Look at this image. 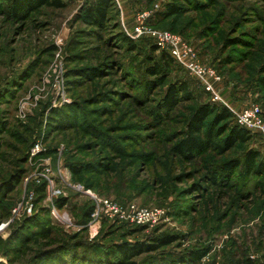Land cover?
I'll use <instances>...</instances> for the list:
<instances>
[{"label":"rangeland","instance_id":"1","mask_svg":"<svg viewBox=\"0 0 264 264\" xmlns=\"http://www.w3.org/2000/svg\"><path fill=\"white\" fill-rule=\"evenodd\" d=\"M88 1L15 16L0 0V264H123L104 251L128 242L137 252L164 236L173 242L132 262L264 264V177L234 168L221 174L247 147L264 158L262 136L253 132L225 152H175L190 113L210 95L176 61L167 81L186 80L196 100L166 110V86L144 90L131 81L144 75L148 55H161L148 32L137 36V18L147 11L149 28L180 35L222 76L219 105L235 116L256 104L264 114V0H114L103 28L79 20ZM168 4L179 12L169 13ZM120 31L137 51L118 41ZM63 108L66 123L52 122ZM105 200L163 214L155 224H134ZM35 217L51 235L39 233ZM53 249L59 255L47 260ZM192 250L207 253L192 262Z\"/></svg>","mask_w":264,"mask_h":264},{"label":"trees","instance_id":"2","mask_svg":"<svg viewBox=\"0 0 264 264\" xmlns=\"http://www.w3.org/2000/svg\"><path fill=\"white\" fill-rule=\"evenodd\" d=\"M15 16H23L28 12L35 11L41 7L48 6L52 8H63L66 6L65 0H4ZM114 0H89L79 13V20L89 27L103 28L111 17V10L114 6ZM168 12L172 15L179 12V7L176 4H168ZM118 41L128 51H137L138 44L125 32L120 31L117 33ZM158 51V46H156ZM160 49V48H159ZM159 61L154 57L147 56L144 63V75H133L131 81L136 85L143 86L144 90L165 87V94L163 97V104L165 109H173L177 106L178 101L183 99L192 100L197 99V94L191 90L189 82L186 80L167 81L171 68L172 61L175 59L166 50L162 49ZM85 72V71H84ZM87 72L86 74H90ZM143 90V91H144ZM51 120L59 121V125L66 123L65 116L66 110L55 109ZM68 114V113H67ZM56 115V116H54ZM264 115V114H263ZM158 117L159 114H156ZM58 117V118H57ZM185 130L181 138L172 146L175 152L180 154H192L196 152H203L212 147L218 146L221 151L225 152L228 149L234 148L237 144H244L252 140L253 132L243 126H240L236 120L232 110L225 105H219V102L208 101L201 102L195 106L190 113L189 118L186 120ZM244 155L226 162L221 167V174L228 172L230 169H241L240 171L248 175H260L264 177V158L261 157V152L255 147H247ZM210 176L216 179L218 175L216 168H210ZM75 173H80V169L76 166L73 167ZM258 184L260 190L264 192V180ZM91 210L88 211V216ZM37 226L40 225V234L49 236L52 234L50 227L42 225L39 217L32 219ZM133 225V224H132ZM157 243L138 245L136 246L137 252L131 248L128 242L114 243L113 249L104 251L105 257L113 259L114 257L121 256L120 262L123 264H135L131 258L140 254L141 252H151L158 248L172 243L173 239L169 236L156 239ZM58 249V248H57ZM60 249V248H59ZM55 250V251H54ZM53 251V253H51ZM47 251L49 255L47 260H52L59 255V250L56 249ZM207 252L200 250H192L189 253V258L192 262H196L203 258ZM76 255V254H75ZM74 255V256H75ZM49 257V259H48ZM45 260V256H42ZM128 259V260H127Z\"/></svg>","mask_w":264,"mask_h":264},{"label":"built area","instance_id":"3","mask_svg":"<svg viewBox=\"0 0 264 264\" xmlns=\"http://www.w3.org/2000/svg\"><path fill=\"white\" fill-rule=\"evenodd\" d=\"M149 16L150 14L147 11L139 14L137 20L140 25L136 29L137 36L148 32L160 49H166L176 62L185 66L190 75L199 80V83L206 93L210 95L212 101L224 103L225 100L221 96L220 89L223 78L218 71L209 65L203 64L198 59L192 46L184 41L180 35L169 30H155L149 28L146 25ZM235 120L240 126L260 134L264 140V115L259 105L253 104L238 112L236 111ZM104 204L108 210L123 214L130 222L139 225L155 224L161 219L163 214V211L159 208L139 207L132 204L127 211H124L118 204L109 200H105ZM92 216L95 220L98 213L95 212ZM96 225L97 222L90 224L91 232L93 227H95L97 231ZM96 231L91 234V237L96 234Z\"/></svg>","mask_w":264,"mask_h":264}]
</instances>
